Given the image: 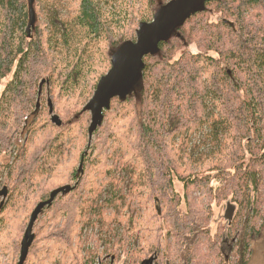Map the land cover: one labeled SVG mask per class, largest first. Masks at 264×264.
Segmentation results:
<instances>
[{
    "label": "trees",
    "instance_id": "1",
    "mask_svg": "<svg viewBox=\"0 0 264 264\" xmlns=\"http://www.w3.org/2000/svg\"><path fill=\"white\" fill-rule=\"evenodd\" d=\"M168 1L34 0L35 20L29 26L30 0H0V86L13 72L0 97V152L12 154L0 162V183L8 196L0 221L14 216V223L18 213L22 216L10 244L1 241L5 229L0 233V245L12 252L11 264L17 263L36 204L65 185L75 187L40 212L24 264L95 262V255L82 258L75 236L85 230L76 229L113 233L97 225L113 224L97 204L90 202L92 211L85 217L81 202L87 187L98 200L96 161L112 157V144L122 148L129 174L123 196L119 189L112 191L129 211L123 221L113 219L125 231L128 264L152 254L151 242L143 237L155 235L158 241L165 222L171 243L163 251L156 241L158 264H232L221 255L219 236L202 242L209 234V210L195 202L197 189L207 188L209 209L216 192L230 197L259 231L264 220V0L208 1L177 26L156 53L145 56L131 91L111 100L88 147L85 103L110 68L113 53L134 40L139 24L152 20ZM46 88L52 101L44 96ZM69 137L76 162L84 154L83 173L73 161L62 169ZM139 185L148 204L142 220L132 211ZM249 243L239 244L242 263L250 256Z\"/></svg>",
    "mask_w": 264,
    "mask_h": 264
},
{
    "label": "rangeland",
    "instance_id": "2",
    "mask_svg": "<svg viewBox=\"0 0 264 264\" xmlns=\"http://www.w3.org/2000/svg\"><path fill=\"white\" fill-rule=\"evenodd\" d=\"M156 1L158 2L160 0H156ZM213 18L215 20V16ZM12 77H13V72L8 77L2 80L0 86V97L2 95L5 86L12 79ZM44 96L50 99L51 101L53 100V96L50 93L48 94L47 88L45 89ZM35 136H36V131L32 135H30L29 137L30 143L34 142ZM18 137H19V141L21 142L23 134ZM72 140L73 138L69 137L68 141H70V145L68 147L67 153L65 157H63L60 160V162H63L62 163L63 170L69 169L68 164H70L72 161L78 164L79 166L80 161L76 162V158L78 157V154H76L75 152L76 146L75 144H73ZM109 153L112 154V157H109L104 160L98 159L96 161L97 169L93 174V177L95 178V188H97V191H99L98 200L95 201L92 200V192L87 187L82 191L81 202L84 205L85 217L92 211L90 205L91 204L90 202H92L93 204H97V206L100 207L99 209L104 213V215L108 219H112L107 221L112 222L113 224L109 225L107 222H97L98 226L102 228H109L110 226L113 225L115 227L121 228L122 226L120 225L121 222H115L113 219L116 218L123 221V212H129V211L123 208L121 201L114 202L115 204H112L113 202H109L107 198L112 197L114 193L112 191L116 189V186L120 183L121 180L125 182V179L129 178V174L123 168L125 159L122 156V148H114V145L112 144V146L109 148ZM11 157L12 154L10 152L7 153L0 152V162H7L8 160L11 159ZM99 167L102 168L99 169ZM55 175L56 174L53 173L52 176L54 177ZM145 194L146 191L143 192L142 187L139 185V187L135 191V196L132 202L133 204L132 211H134V214L138 216V220L139 219L142 220L144 218L145 211L146 209H148V204H145L143 202V199L141 198V195H145ZM218 195L219 193L216 192L215 198L214 200L211 201V207L209 209L208 202L209 200H211V197H210V193L207 192V188L197 189L193 193V198L195 202L198 205L202 206L204 209L209 210L207 212L209 234L205 236L202 242L205 243L209 236L211 237L219 236L220 239L219 250L221 251V255L226 260L230 258L229 261H231L232 258L233 260V262H231L232 264H264V220L260 222L261 226L259 228V231H253L249 223L250 219L246 214V210L241 209L239 206H235V205L231 213V220H230L227 217V212H228V204L231 203L230 202L231 198L230 197L221 198L220 196L218 197ZM7 197L8 196L5 193L4 189L2 188V182H1L0 208H2V206L6 203ZM105 199H107L106 202ZM21 219L22 216L20 215V213H18L14 223H13L14 216H10L9 222L7 223L0 221V233L5 229L4 231L5 233L2 234L3 237H1L2 242H6L8 244L11 243L13 234L17 231L14 225ZM164 226H165L164 235L160 239H158V241L155 239L156 238L155 235H144L143 239L145 241L151 242L152 250L156 248L155 246L156 241L159 245L162 246V249H164L163 251H165L166 246L171 243V237L169 234L170 226L168 225L167 222H165ZM82 229L85 230L82 232V236L79 237L78 232L75 236L76 246H81V251H82L81 255L84 260H85L84 256L95 255L94 259L96 260L93 264H98L99 258H97V255H99V257L102 256L103 249L105 247L104 238L101 239V237H104V233H100L98 228L92 229L85 227L84 228L79 227L76 229V231ZM120 238L123 239L125 238V231L123 228L119 230L118 239ZM105 239H107V237ZM240 243L243 245L249 243V248L251 253L249 258L247 259V262L245 263H242V257H241L242 254L240 253L241 246L239 245ZM204 250L207 251L206 246L204 247ZM162 252H160L161 256L164 254ZM19 254H18V258H19ZM18 258H17V262H18ZM109 258L110 257H108V259ZM127 259L128 257L126 253L122 251V253L115 259L114 264H125V261ZM11 260H12V252L10 251V248L8 247L5 248L2 245H0V264H11ZM158 261L159 258L157 259V262ZM109 262L110 261L108 260L107 264H109ZM213 264H215L214 260H213Z\"/></svg>",
    "mask_w": 264,
    "mask_h": 264
},
{
    "label": "water",
    "instance_id": "3",
    "mask_svg": "<svg viewBox=\"0 0 264 264\" xmlns=\"http://www.w3.org/2000/svg\"><path fill=\"white\" fill-rule=\"evenodd\" d=\"M33 1L30 0L29 26L34 24ZM212 0H169L161 5L150 21L141 22L136 30L135 39L122 43L111 57V67L103 74L92 96L87 100L84 109L90 112L88 124V147L93 140L94 132L104 119V111L110 108L114 97H125L139 81L144 66V58L148 54L156 53L160 43L167 41L174 29L182 25L188 18L204 10L206 3ZM84 154L79 162V171L83 169ZM75 185L57 187L49 193V197L39 201L31 212L28 224L21 240L20 254L17 264H24L29 248L34 240L33 227L40 212L51 205L61 192H69ZM234 204H228L227 217L231 220ZM144 259L143 262L150 261ZM148 264V263H147ZM166 264H169L167 261Z\"/></svg>",
    "mask_w": 264,
    "mask_h": 264
},
{
    "label": "flooded vegetation",
    "instance_id": "4",
    "mask_svg": "<svg viewBox=\"0 0 264 264\" xmlns=\"http://www.w3.org/2000/svg\"><path fill=\"white\" fill-rule=\"evenodd\" d=\"M126 183L127 182H123L121 180L120 183L116 186L115 190L118 193V189H119V195L121 197L123 196V188H124V184H126ZM112 186H113V184H112ZM107 199H108L109 202H113L114 203V201L117 202L119 198H118V196H116V200H114L113 197H109ZM107 199H105V202L107 201ZM110 229L113 230L112 231L113 233L110 234L111 236L104 234V237H101V239L104 238V243H105L104 246L105 247L103 249V255L100 256V257H99V255H97V258H99L98 264H107L108 260L110 261L109 264H114L115 259L122 253V251H124V249H123L124 239L123 238L118 239L119 230H121V228L115 227V226L112 225V226H110ZM106 237L107 238L110 237V239H109L110 243L108 245H107V241L105 239ZM131 239H132V242L134 243V245H136L137 249H140L142 247L141 242H139V238L135 239V237H134V238H131ZM127 245H129L128 242H127ZM114 247H120L119 250H117L116 253L114 252ZM126 255H127L128 259L125 261V264H128L129 255L128 254H126ZM108 257H110V258L108 259ZM147 258H151V260L149 262L148 261L143 262L144 259H147ZM147 258L139 260L136 264H147V263L148 264H158L157 258H156L155 249L152 250V254L149 257H147Z\"/></svg>",
    "mask_w": 264,
    "mask_h": 264
}]
</instances>
